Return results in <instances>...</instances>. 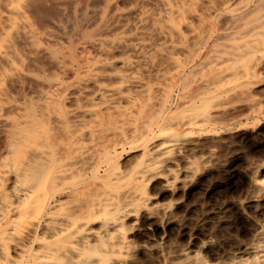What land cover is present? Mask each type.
<instances>
[{"label":"rangeland","instance_id":"1","mask_svg":"<svg viewBox=\"0 0 264 264\" xmlns=\"http://www.w3.org/2000/svg\"><path fill=\"white\" fill-rule=\"evenodd\" d=\"M162 1L0 0V159L13 139L29 128L26 118L39 114L38 105L46 92L50 96L45 118L37 115L45 119H39L38 131L42 130L44 135L40 134L53 153L62 151L56 157H65L64 147L78 129L72 128L73 124L80 127L77 119L97 96L98 83L114 84L110 73L122 69L116 61L129 55L137 59L140 54L133 50V44L142 40L145 47L141 51L146 52L135 68L138 79L155 86L165 70L174 75L168 95L171 111L166 118L176 123L173 128L179 146L151 178L146 204L130 205L131 214L123 225L129 243L119 254L121 258L118 254L113 258L114 264H195L199 259L207 264H233L251 260V247L264 234V46L248 63L246 80L225 85L218 96L207 100L200 110L205 115L203 126L183 124L185 111L180 106L184 101H199L204 83L213 79L215 72L201 63L208 59L222 33L237 17L248 19L257 13L264 0H194L187 8L182 34L168 29L161 20ZM170 1L181 4L185 0ZM171 55L188 61L185 77L174 74ZM190 65H196L195 73L187 70ZM136 87L129 86L126 91L145 98ZM153 94L161 96L157 90ZM144 102H149L145 108L153 103L152 99ZM103 111L98 125L89 120L96 128L93 133L98 134L95 140L92 134L91 143L99 142L96 147L119 138L110 128L117 114ZM110 114L115 117L110 118ZM126 131L124 136H130L131 131ZM120 153L123 169L134 166L141 155L136 146H125ZM86 156L83 164L89 171L93 155ZM92 181L88 179L70 195L59 196L70 211L77 212L94 195ZM128 195L122 189L118 202L126 203Z\"/></svg>","mask_w":264,"mask_h":264},{"label":"bare ground","instance_id":"2","mask_svg":"<svg viewBox=\"0 0 264 264\" xmlns=\"http://www.w3.org/2000/svg\"><path fill=\"white\" fill-rule=\"evenodd\" d=\"M162 2L164 12H161V20L163 19L168 29L182 34V24H187V8L194 0H185L181 4H174L170 0ZM257 10L258 12H253L248 19L235 17L232 25L220 36L221 40L213 46L208 59L201 63L202 67L209 66L215 75L213 74L211 81L204 83L197 96L199 101L196 102L192 98L191 101L181 103L180 107L185 111L182 114L183 124L190 127L200 124L203 126L205 115L203 116L200 110L207 100L225 85L241 82L249 77L248 63L256 51L264 46V5L259 6ZM144 47V42L138 40L133 44V50L140 54L137 59H132L129 55L116 61L122 69L117 66V69L113 68V73H110L111 77H114V84L98 83L97 96L81 110L82 117L76 118L80 127H76V123L73 124L72 128H78L74 139L70 138L71 142L63 146L66 148L65 157H56V154L62 151L53 153L48 140L42 137V130L38 131L42 117L38 118L37 115H45L46 99L50 96L48 92L43 96L44 100L39 102V114L26 118L29 128L22 130L24 132H21V136L13 139L6 154L0 159V264H114L113 258L118 257L116 255L129 243L127 230L123 225L125 217L130 213V205L146 204L150 198L146 189L151 178L158 171V167L169 158V154L179 146L178 133L173 128L176 123L166 118L168 111H171L168 95L174 75L165 70L155 86L138 79L135 68L139 66L140 59L146 52L141 51ZM171 58L174 74L185 77L183 72L188 61L182 62L172 55ZM188 68L190 72H194L197 67L190 65L187 70ZM132 85L139 87L137 91H142L146 97L126 91ZM156 90L161 96H153ZM150 99L153 102L151 107L148 105L145 108L149 102L144 105V100ZM120 101L124 104H120ZM103 110L117 114L110 128L118 133L119 138L108 145L103 146V143L101 147H96L98 141L91 143L92 134L96 131L91 122L96 121L95 124L98 125V115ZM113 115L110 118L115 117ZM124 128L131 131L130 136H124L128 135L124 134L127 132ZM95 136L98 134H94V140ZM65 140L64 144H67L69 140ZM125 146H136L141 151L136 164L129 169L120 166L119 154ZM88 154L93 155V162H89V171H86L83 162ZM87 162L85 161V164ZM88 179H92L90 183L96 185L95 193L92 192L94 195L90 194L92 197L85 200L77 212L70 211L68 203L59 196L66 193L70 195ZM261 182L264 185V175ZM122 189L130 195L123 205L118 202ZM250 253L251 260L244 259L233 264H264V234L260 241L251 247ZM195 264L207 263L199 259Z\"/></svg>","mask_w":264,"mask_h":264}]
</instances>
